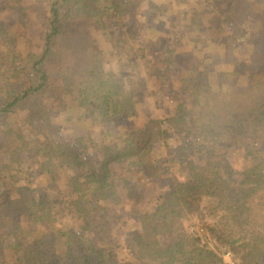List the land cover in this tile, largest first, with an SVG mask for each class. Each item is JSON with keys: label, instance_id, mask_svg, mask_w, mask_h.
I'll return each mask as SVG.
<instances>
[{"label": "trees", "instance_id": "16d2710c", "mask_svg": "<svg viewBox=\"0 0 264 264\" xmlns=\"http://www.w3.org/2000/svg\"><path fill=\"white\" fill-rule=\"evenodd\" d=\"M139 4L45 0L42 10H34L28 1L17 9L15 26L22 29L0 21V181L8 180L0 182V264H226L227 253L235 264H264V228L247 222L253 201L264 196V2L261 7L254 0L197 3L219 14L212 21H192L196 35L229 28L223 42L207 38L222 45L221 55L201 54L218 69L180 63L185 56L168 44L159 53L151 51L150 40H141L131 71L140 66L156 80L175 76L187 98L165 118H150L119 136L115 127L134 115L133 106L125 86L107 80L94 32H107ZM151 10L168 19L173 8L155 4ZM33 19L44 27L35 38L39 45L32 41L36 34L30 37L26 30ZM240 45L246 46L244 60L236 56ZM161 53L162 59L156 58ZM57 114L65 116L77 139L94 144L93 138L103 135L92 159L55 140ZM102 121L110 122L107 131L99 128ZM231 153H239L237 170ZM51 161L73 171L62 208L38 193L33 179L20 182L28 165ZM127 161L143 178H171L172 185L153 208L131 206L138 228L119 243L100 238L110 230L113 209L124 199L144 197L129 183L121 189L115 183L114 166ZM7 166L16 171L4 174ZM206 198H214L211 209L221 216L187 229L186 219Z\"/></svg>", "mask_w": 264, "mask_h": 264}, {"label": "rangeland", "instance_id": "374dc122", "mask_svg": "<svg viewBox=\"0 0 264 264\" xmlns=\"http://www.w3.org/2000/svg\"><path fill=\"white\" fill-rule=\"evenodd\" d=\"M30 1L33 4L34 10H42V4L45 0H21L17 2L15 0H0V21L6 26L14 27L15 23L19 22L18 8L26 5V2ZM257 2L259 7L263 4L264 0H254ZM201 0H140L138 7L134 8L129 14H126L120 21L115 20L113 25L107 32H94V36L97 40V45L101 49V53L98 56L99 64H101L102 70L110 76L111 82L116 83V86H125L126 93L130 95V103L133 106L134 115L127 118L126 123L118 124L115 127L117 135L124 134L127 130L133 128V126H141L144 122L150 118H160L163 119L166 116L173 113L177 105L187 98V93L183 92L178 84V79L176 77H171L168 79H157L151 77V72L145 71L140 66H135L134 70L131 71V63L135 64L136 58L134 53H136V48L141 44V40H150L151 51L157 52L163 51L166 48H173L175 54L178 57H184L180 60V63L191 64L193 61L195 63H200V70L205 67L208 71L218 69L220 66L214 65L212 61L202 59V53L209 52L217 55H221L223 52V47L219 43L215 45L207 43V38L213 36L218 39L219 42H223V32L229 31L227 26H223L224 31H210L208 34L201 33V37L196 35L195 29L191 22L199 19H203L205 22L218 19L219 11L211 10L205 7V11L197 3ZM164 4L168 5L169 8H173L172 14L167 18L155 15L152 10V5ZM150 7V8H149ZM30 12V10H28ZM44 11V10H43ZM221 20V17L220 19ZM220 23V22H218ZM153 24L155 26H153ZM215 25L214 23H212ZM17 27V26H15ZM18 27H20L18 25ZM17 27V28H18ZM203 27V26H202ZM201 27V28H202ZM19 30L22 27L18 28ZM12 30V29H11ZM30 37L35 33L34 39L36 44L39 45L40 40L35 39L41 36L44 31L41 24L33 19L29 23L28 28ZM203 32V29H200ZM157 41V42H156ZM166 42V43H165ZM241 43V42H240ZM168 44L166 48H164ZM115 45V46H113ZM238 46V45H237ZM159 48V49H158ZM237 50L236 56L238 59L244 60L246 56L245 50L246 46L240 45ZM166 54V51L164 52ZM163 53L158 54L156 58L162 59ZM156 59L151 60L148 68L155 66ZM137 64V61H136ZM122 67V71L118 72V67ZM138 72L136 73V71ZM20 78L23 77L19 76ZM16 81L14 78L13 82ZM17 82V81H16ZM104 92V91H103ZM117 96V94H116ZM94 116L96 112L99 113V108L95 106L93 109ZM65 116L62 114H57L53 122L56 127L60 128L59 132L55 134V140L69 142L73 145L74 149L82 153L84 157L94 156V151L96 146L99 144L100 139H103V135L93 138L95 143L87 142V140H80L74 137V134L68 129L69 124L65 123ZM126 120V119H125ZM99 128L101 130H108L111 127L109 121H102L99 123ZM84 144L87 146L84 147ZM233 153L229 154L230 160L233 163V169L237 170L239 166L235 160L237 155ZM130 161L119 163L114 166V180L119 189L124 186V183H129V186H133L137 194L142 192L144 197L138 200L124 199L123 202L113 209L110 215V230L108 232H103L100 235L101 239H117L119 243H122L123 239H128L133 235L134 231L137 230L138 224L136 215H132L130 208L133 206L137 210L141 209H151L154 207L158 195L169 188L172 185L171 178L160 179H147L139 173L136 167L129 163ZM43 167L38 168V164L34 167H29L22 176L21 181L25 177L33 179V188L38 189V193L46 194L49 199H52L55 206L62 208L65 202L68 200V184L69 178L73 175V171L66 165H61L57 161H51L50 164L39 163ZM26 169V168H25ZM14 170V171H13ZM5 172H15V167L7 166L2 170ZM2 175V174H1ZM233 180L235 182L239 181L237 173L233 171ZM0 181L1 183L8 182ZM14 187V184L13 186ZM0 188L2 185L0 184ZM6 189V188H5ZM8 190V189H7ZM6 190V191H7ZM214 198H206L201 203V208L197 212L190 215L185 221L187 229L194 230L202 226L204 221H212L219 218L221 215L220 211L212 210L211 203ZM253 208L247 211L248 219L247 222L255 227L264 228V196L255 199L252 203ZM60 221V220H59ZM65 224L71 223L70 221H60ZM92 236V234H90ZM95 240H98L93 235ZM212 244V243H211ZM121 255L125 256V252L121 250ZM223 261L226 264H235L231 255L224 254L222 256Z\"/></svg>", "mask_w": 264, "mask_h": 264}, {"label": "built area", "instance_id": "2783aa9c", "mask_svg": "<svg viewBox=\"0 0 264 264\" xmlns=\"http://www.w3.org/2000/svg\"><path fill=\"white\" fill-rule=\"evenodd\" d=\"M228 255H230L229 253H227Z\"/></svg>", "mask_w": 264, "mask_h": 264}]
</instances>
